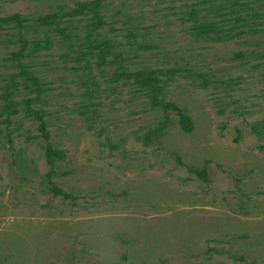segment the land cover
<instances>
[{
    "label": "rangeland",
    "instance_id": "rangeland-1",
    "mask_svg": "<svg viewBox=\"0 0 264 264\" xmlns=\"http://www.w3.org/2000/svg\"><path fill=\"white\" fill-rule=\"evenodd\" d=\"M0 264H264V0H0Z\"/></svg>",
    "mask_w": 264,
    "mask_h": 264
},
{
    "label": "trees",
    "instance_id": "trees-1",
    "mask_svg": "<svg viewBox=\"0 0 264 264\" xmlns=\"http://www.w3.org/2000/svg\"><path fill=\"white\" fill-rule=\"evenodd\" d=\"M90 8V7H89ZM15 17L13 16L12 18H10V19H5V20H2V21H4V22H12V20H15L14 19ZM16 22H19V21H17V20H15ZM53 23L54 22H52V20H51V18H46V20L45 21H43V23L42 24H37V25H41V26H48V27H51L52 25H53ZM20 29H21V27L20 26H18V29H17V34H16V36H18L17 38H18V40L23 44L22 45V47L20 48L21 50H18L17 52H12V58H11V60H15L17 63H18V65H20V68L21 69H24V71H26L27 72V69L30 67H32V65L30 64H22V60H21V58L23 57V56H33V58H34V56H36L37 55V52H39V51H41V50H47V49H49V47H50V40H49V38H47V37H45V38H33L32 39V42H31V44L33 45V47L31 48V51L30 52H27V53H23V48L26 46V44L28 43L29 44V41H27L26 39H24V37H22V36H20L19 37V35H20V33L18 32V31H20ZM64 29V28H63ZM34 31L35 32H37L38 30L37 29H34ZM19 34V35H18ZM146 83H147V81H146ZM178 112L180 113V124H181V126L184 128V129H186V130H189V129H191V127H192V124H191V120H190V118L186 115V114H184L181 110H178ZM151 133L149 132V133H146V135H145V137H146V139H148V137H149V135H150Z\"/></svg>",
    "mask_w": 264,
    "mask_h": 264
}]
</instances>
